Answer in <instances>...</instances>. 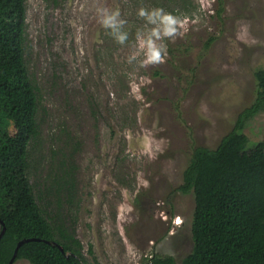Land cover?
<instances>
[{
  "label": "rangeland",
  "instance_id": "obj_1",
  "mask_svg": "<svg viewBox=\"0 0 264 264\" xmlns=\"http://www.w3.org/2000/svg\"><path fill=\"white\" fill-rule=\"evenodd\" d=\"M219 6L26 0L24 54L39 89L40 126L28 178L91 264H146L151 254L180 263L194 244L195 196L178 189L193 148L216 149L239 120L250 145L264 143V108L244 114L256 103L255 72L264 69V0H223L221 14ZM98 7L120 10L123 45L98 23ZM141 7L181 19L162 63L127 61L145 24Z\"/></svg>",
  "mask_w": 264,
  "mask_h": 264
},
{
  "label": "trees",
  "instance_id": "obj_2",
  "mask_svg": "<svg viewBox=\"0 0 264 264\" xmlns=\"http://www.w3.org/2000/svg\"><path fill=\"white\" fill-rule=\"evenodd\" d=\"M218 13L223 12V0ZM26 0H0V264H91L59 214L41 207L28 178L38 138L39 89L25 61ZM256 107L264 108V69L255 72ZM243 117V116H242ZM9 122L16 126L12 133ZM241 120L216 149L195 146L181 192L192 191L193 248L180 263L155 254L153 264H264V143L250 145ZM88 252L94 254L92 245ZM97 264H99L96 261Z\"/></svg>",
  "mask_w": 264,
  "mask_h": 264
},
{
  "label": "clouds",
  "instance_id": "obj_3",
  "mask_svg": "<svg viewBox=\"0 0 264 264\" xmlns=\"http://www.w3.org/2000/svg\"><path fill=\"white\" fill-rule=\"evenodd\" d=\"M98 23L108 30L119 44L123 45L128 40V32L124 30L127 21L121 18L118 8L109 9L98 7L96 9ZM138 16L145 21L143 29L137 34L138 48L128 58V63L137 61L141 66L162 63L167 55L165 40L174 39L178 35V26L181 19L173 12L166 11L163 7L143 8L138 11ZM151 254L147 264H153Z\"/></svg>",
  "mask_w": 264,
  "mask_h": 264
},
{
  "label": "water",
  "instance_id": "obj_4",
  "mask_svg": "<svg viewBox=\"0 0 264 264\" xmlns=\"http://www.w3.org/2000/svg\"><path fill=\"white\" fill-rule=\"evenodd\" d=\"M4 232H5V227H3L2 231L0 232V239H1V237L3 236ZM28 240H39V238H27V239H22V240L18 243V245H17V247H16V249H15L14 255L12 256V258H11V260H10V262H9L8 264H13V263L15 262V258H16V256H17V253H18V249H19V247L21 246V244H23L25 241H28Z\"/></svg>",
  "mask_w": 264,
  "mask_h": 264
},
{
  "label": "flooded vegetation",
  "instance_id": "obj_5",
  "mask_svg": "<svg viewBox=\"0 0 264 264\" xmlns=\"http://www.w3.org/2000/svg\"><path fill=\"white\" fill-rule=\"evenodd\" d=\"M153 255H155V254H153ZM174 257V256H173ZM175 258V257H174ZM147 261H151V259H147ZM146 264H147V262H146Z\"/></svg>",
  "mask_w": 264,
  "mask_h": 264
}]
</instances>
